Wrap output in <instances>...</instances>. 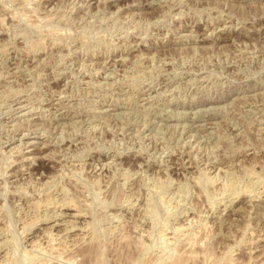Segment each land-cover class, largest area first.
I'll use <instances>...</instances> for the list:
<instances>
[{
	"label": "rangeland",
	"instance_id": "374dc122",
	"mask_svg": "<svg viewBox=\"0 0 264 264\" xmlns=\"http://www.w3.org/2000/svg\"><path fill=\"white\" fill-rule=\"evenodd\" d=\"M178 263L264 264V0H0V264Z\"/></svg>",
	"mask_w": 264,
	"mask_h": 264
},
{
	"label": "bare ground",
	"instance_id": "6f19581e",
	"mask_svg": "<svg viewBox=\"0 0 264 264\" xmlns=\"http://www.w3.org/2000/svg\"><path fill=\"white\" fill-rule=\"evenodd\" d=\"M178 147V146H177ZM71 216V215H70ZM220 217V216H219ZM51 228V227H50ZM52 231V230H51ZM182 261V260H181ZM179 264V263H178Z\"/></svg>",
	"mask_w": 264,
	"mask_h": 264
}]
</instances>
